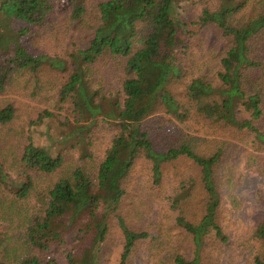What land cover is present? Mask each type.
Returning a JSON list of instances; mask_svg holds the SVG:
<instances>
[{
  "label": "trees",
  "instance_id": "1",
  "mask_svg": "<svg viewBox=\"0 0 264 264\" xmlns=\"http://www.w3.org/2000/svg\"><path fill=\"white\" fill-rule=\"evenodd\" d=\"M185 6L194 10L186 18ZM210 28L228 44L217 84L186 78ZM40 39L61 49L39 51ZM105 57L121 70L118 87L95 80ZM263 65L264 0H0V95L21 83L51 101L20 125L14 176L0 152V215L17 229L14 243L0 237V264H103L112 223L117 264H132L141 247L153 264H218L225 148L200 146L174 120L263 149L264 94L252 87ZM16 118L14 101L0 103V126ZM95 128L108 134L99 158L89 148ZM64 147L82 165H67ZM137 168L160 203L139 228L124 214ZM31 172L53 176L38 186ZM250 236L246 264H264V213Z\"/></svg>",
  "mask_w": 264,
  "mask_h": 264
},
{
  "label": "rangeland",
  "instance_id": "2",
  "mask_svg": "<svg viewBox=\"0 0 264 264\" xmlns=\"http://www.w3.org/2000/svg\"><path fill=\"white\" fill-rule=\"evenodd\" d=\"M192 8L185 6L183 11L185 18L194 13ZM206 38L210 43L208 45L203 43L202 47L193 53L186 69V78L202 75L212 84H217L219 61L225 55L228 44L220 38L216 28H210ZM36 47L39 51L61 49L59 46L51 47V43L46 39H40ZM120 71L113 59L105 57L95 69V80L101 81L108 89L118 87ZM43 77L55 81V76L52 74H44ZM252 87L264 94V65L257 84L254 83ZM28 90L24 91L22 84L17 83L9 87L8 93L0 95V103L11 99L17 109L16 120L11 124L0 126V152L7 166H11L9 170L12 176H14V157H17L24 143L20 134L21 123L37 111L45 107L49 108L51 103L42 96L35 100L28 96L30 92ZM61 114L65 113L62 111ZM174 123L178 124L185 134H190L195 141L201 144L200 146L211 147L217 143L223 144L225 157L223 156L224 159L219 168L217 185L222 198L223 225L228 239L218 264H246L250 255L249 245L252 243L251 229L257 218L264 213V148L257 150L249 137L239 134L226 133L216 128L210 129L212 131L210 133L207 128L198 127L194 120L191 122L174 120ZM94 131L91 136L92 146L89 148L94 156L99 158L108 134L105 129L95 128ZM30 133L32 134V131ZM181 135L183 134L179 131L178 136ZM64 148L63 153L66 156L67 165L73 163L82 165V161H77V149ZM31 174L38 186L44 185L53 176L52 174H37V172H31ZM134 175L133 183L129 188L128 206L124 214L131 226L139 228L156 217L160 203L158 198L153 197L147 190L143 170L137 168ZM112 225L111 233L102 244L99 253L103 264H117L121 250V233L115 224L112 223ZM16 232L17 229L15 227L11 229L0 215V237L9 236L11 243H14ZM131 262L132 264H153L147 250L142 247L135 252Z\"/></svg>",
  "mask_w": 264,
  "mask_h": 264
}]
</instances>
